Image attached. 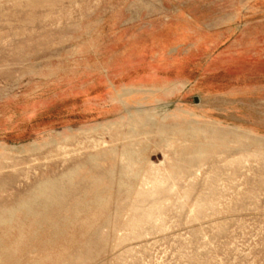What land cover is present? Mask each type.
Wrapping results in <instances>:
<instances>
[{
  "label": "rangeland",
  "instance_id": "1",
  "mask_svg": "<svg viewBox=\"0 0 264 264\" xmlns=\"http://www.w3.org/2000/svg\"><path fill=\"white\" fill-rule=\"evenodd\" d=\"M0 264H264V0H0Z\"/></svg>",
  "mask_w": 264,
  "mask_h": 264
},
{
  "label": "bare ground",
  "instance_id": "2",
  "mask_svg": "<svg viewBox=\"0 0 264 264\" xmlns=\"http://www.w3.org/2000/svg\"><path fill=\"white\" fill-rule=\"evenodd\" d=\"M179 81V80H178ZM178 81H174L173 82V86L171 87L170 85H167V84H164L165 82H162V83H160V82H158V84L156 85V84H153V85H151V86H149L148 88H150V89H152V88H154V89H156L157 91H161V90H166V89H170V88H175V86H177V83L176 82H178ZM120 86V85H119ZM136 86H137V84H136ZM139 87V86H138ZM124 88V87H123ZM120 89V88H119ZM130 89V88H129ZM131 89H133V87L131 88ZM120 95V94H119ZM119 99V98H118ZM139 100V99H138ZM122 101V100H121ZM140 107V106H139ZM134 110V109H133ZM156 111V110H155ZM158 111V110H157ZM137 112H141L142 113V116L144 117V116H146V114L147 115H151V117H154L155 119L157 118V116H159L160 117V119H161V121H163V122H166V120L168 119V117H174L175 119H180V121H176V122H174L173 123V125L172 124H170V127H173L174 129H176L177 131H178V133H180L181 134V136H183V130H185V127L184 128H181V126L180 125H182V124H184L185 122L183 121V113L182 112H179L178 110H177V112H174L172 115H170V114H165V115H162V116H160L157 112H154V113H145L142 109H140V108H138V109H136L134 112H130V111H128V115H127V118H126V120L128 119V120H130L131 122H133L134 123V125H135V127H136V129L137 130H140V126L139 125H143V126H147L145 123H144V120H141L140 119V121L139 120H136L135 119V115H136V113ZM140 116V115H139ZM150 118V117H149ZM153 118V119H154ZM146 119V118H145ZM160 119H159V121H160ZM152 120V119H151ZM120 122H112V123H110V125L108 126V128L110 127H113L114 125H118ZM187 123V122H186ZM217 123V122H216ZM125 124V123H124ZM123 124V125H124ZM185 125V124H184ZM88 126V125H87ZM86 126V127H87ZM129 126V125H128ZM142 126V127H143ZM178 126H179V128H178ZM216 126V125H215ZM191 127V126H190ZM201 127V126H200ZM144 128V127H143ZM198 128V127H197ZM79 129V128H78ZM97 129V127L96 128H94V130H96ZM104 129V128H103ZM135 129V128H134ZM162 129V128H161ZM216 129V128H215ZM166 130V129H165ZM186 130H188V129H186ZM201 130V129H200ZM207 130V129H206ZM217 130H218V128H217ZM134 131V130H133ZM162 131V130H161ZM167 131V130H166ZM191 131H193V130H190V132ZM195 131H198L199 132V129L197 130H195ZM209 131V130H208ZM131 132H132V130H131V127L129 126V128H128V132H127V134H129V136H130V134H131ZM143 132V131H142ZM163 132V131H162ZM165 132V131H164ZM201 132V131H200ZM204 132V131H203ZM207 132V131H206ZM138 133H140V132H138ZM144 133V132H143ZM187 133V132H186ZM185 133V134H186ZM189 134V133H188ZM200 134V133H199ZM135 135V134H134ZM203 135V134H202ZM219 135V134H218ZM194 136V135H193ZM192 136V137H193ZM200 136V135H199ZM191 137V138H192ZM204 137V136H203ZM205 137H206V135H205ZM216 137V136H215ZM221 137V136H220ZM225 137V136H224ZM193 139V138H192ZM207 140V139H206ZM216 140V139H215ZM43 141V140H42ZM93 141V140H92ZM218 141V140H217ZM58 142V141H57ZM99 143H100V141H98ZM95 143V142H94ZM98 144V143H97ZM104 144V143H103ZM56 146H58V145H56ZM136 146L137 145H132L131 147H130V149H125L123 152H122V155H121V157H122V159H123V162H125V165H127L128 166V168L129 169H132L133 168V165H135L136 163H138L139 161L141 162V161H144L145 160V158L143 157V152H144V150L145 149H143V147L144 146H141L140 145V147H138V148H136ZM201 146H203L202 145V143H201ZM65 147V146H64ZM94 147V146H93ZM3 148V147H2ZM22 149V148H21ZM59 149V148H58ZM197 150V149H196ZM195 150V151H196ZM184 151V150H183ZM188 151V150H187ZM203 151V150H202ZM205 151V150H204ZM189 152H191V151H189ZM188 152V153H189ZM183 153V152H182ZM185 153H186V151H185ZM184 153V154H185ZM194 153H196V152H194ZM206 153V152H205ZM79 155V154H78ZM129 155H132V159H129ZM191 156V155H190ZM193 157V156H192ZM190 158V157H189ZM199 158V157H198ZM94 159V158H93ZM192 160V159H191ZM162 161V160H161ZM199 161V160H198ZM190 162V161H189ZM200 162V161H199ZM181 163V162H180ZM185 164V163H184ZM188 164V163H187ZM193 164V162L191 163V165ZM157 165V164H156ZM175 166H176V164H175ZM177 167V166H176ZM157 169V168H156ZM155 169V170H156ZM129 171V170H128ZM160 173V172H159Z\"/></svg>",
  "mask_w": 264,
  "mask_h": 264
}]
</instances>
